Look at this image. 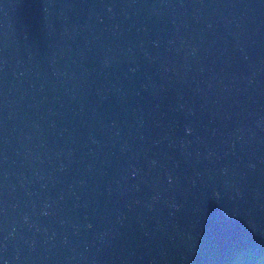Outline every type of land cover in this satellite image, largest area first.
Returning <instances> with one entry per match:
<instances>
[{"label":"water","instance_id":"95a60500","mask_svg":"<svg viewBox=\"0 0 264 264\" xmlns=\"http://www.w3.org/2000/svg\"><path fill=\"white\" fill-rule=\"evenodd\" d=\"M0 264H264V0H0Z\"/></svg>","mask_w":264,"mask_h":264}]
</instances>
